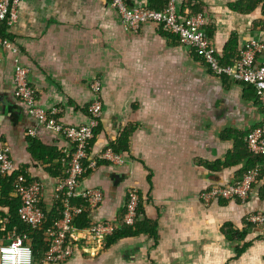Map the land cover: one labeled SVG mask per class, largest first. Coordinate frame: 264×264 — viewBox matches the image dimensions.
Wrapping results in <instances>:
<instances>
[{"label":"crops","instance_id":"1","mask_svg":"<svg viewBox=\"0 0 264 264\" xmlns=\"http://www.w3.org/2000/svg\"><path fill=\"white\" fill-rule=\"evenodd\" d=\"M244 1L176 2L181 20L201 14L205 28L213 29L208 40L219 58L233 39L240 53L252 40L264 42L258 25L261 5L248 14L242 13L244 6L233 8ZM126 2L161 10L166 0ZM5 34L9 46L0 44V151L7 150L13 172L21 170L30 183L39 184V208L52 210L71 146L35 129L25 115L14 95L15 64L28 68L37 103L57 109L66 125L88 122L90 85L100 82L103 112L85 162L96 160L121 136L126 150L119 154L125 162L96 161L81 178L74 203L84 205L85 191L101 190L103 201L83 214L90 224L116 225L125 212L127 191L135 188L138 222L156 224V238L142 232L112 245L107 237L97 240L85 228L77 229L69 238L73 255L63 264H264V227L247 228L252 213L264 212V179L246 201L205 205L199 198L202 191L235 183L248 172L245 139L263 121L250 85L213 76L197 54L160 27L126 30L106 0H24ZM31 130L34 138L28 135ZM30 141L44 163L30 157ZM9 197L16 200L13 192ZM6 214L0 208L2 225ZM225 224L248 231L249 247L239 257L235 243L222 232Z\"/></svg>","mask_w":264,"mask_h":264},{"label":"built area","instance_id":"2","mask_svg":"<svg viewBox=\"0 0 264 264\" xmlns=\"http://www.w3.org/2000/svg\"><path fill=\"white\" fill-rule=\"evenodd\" d=\"M24 0H0V28L14 25L18 19V9ZM120 18L122 26L129 31H139L141 27L152 25L160 27L169 35L175 36L187 48L197 54L210 73L218 78H228L250 85L256 92L257 101L263 109V121L246 137V145L252 155L260 157L264 162V42L250 41L242 50L240 61L232 67H223L219 64L217 53L210 45L204 31L205 20L197 14L181 20L177 11V0H167L161 10L143 6H130L126 0H106ZM0 44L9 46L6 39L0 38ZM3 60L0 58V65ZM28 68L15 64L14 66V95L24 108L25 115L42 130L60 136L70 143L71 151L67 160L65 178L60 183L56 199L63 205L61 219L57 220L46 232L50 242L49 249L44 254L42 262L46 264H63L73 255V246L69 238L77 234L74 226L75 219L87 209H95L103 201V194L99 189L85 191L82 194L84 205L72 204L77 198L81 177L88 168L94 167L96 161H106L113 165H122L123 156L107 148L97 155L96 160L84 166L88 158V147L94 138V133L102 117V102L99 97L100 82L93 81L90 85L93 98L88 105V122L79 126L63 124L57 117V109H43L36 101V94L28 79ZM34 138V130L28 132ZM264 164V163H263ZM261 165L251 169L243 178L232 184H216L199 194L205 205L219 201L241 200L246 201L256 182ZM14 171L8 158L6 149L0 151V175L9 176ZM13 195L19 203L17 216L19 221L31 230H38L43 223L44 213L39 208L41 188L38 183L32 182L23 185L18 181ZM139 203L138 190L130 188L127 191V201L123 223L132 226L137 219ZM248 222L255 227H264V212L252 213ZM115 224L109 221H99L85 230V233L94 239L101 240L111 236ZM8 243L0 245V264H33V252L28 237L10 235Z\"/></svg>","mask_w":264,"mask_h":264},{"label":"trees","instance_id":"3","mask_svg":"<svg viewBox=\"0 0 264 264\" xmlns=\"http://www.w3.org/2000/svg\"><path fill=\"white\" fill-rule=\"evenodd\" d=\"M260 5L262 11V21L258 25L261 27L259 31L264 33V0H245L244 2L237 3L235 6H233V8H240L244 6L245 11H243L242 13L248 14L251 11H254ZM7 29L8 28L5 25H2L0 28V38L2 40L6 38L5 33ZM204 31L208 35V38L210 39L213 34V29L211 27H206L204 28ZM240 57H241V53L237 51L236 40L233 39L226 47L223 55L218 58V61L219 64L223 67H232L233 65H236L240 61ZM124 137L125 136L119 137L116 141H114L110 145L111 146L110 148L114 152L122 153L123 151L126 150V144H124ZM29 147H30L29 149L30 157L36 160L38 163H44L45 162L43 161L44 157L43 156L38 157V146L33 141H30ZM247 158H248V165H247L248 172H250L251 169L254 168L255 166L261 165L255 182L256 184L261 179H264L263 159L252 155L250 151L247 152ZM83 165L86 166L87 165L86 162H83ZM87 172L88 171H86L85 174H87ZM85 174H83L82 177ZM18 181H21L23 185L30 184L29 180L27 179V176L21 170H17V172H13L9 176H0V208L7 210V214L1 216L2 219L4 218L6 220V222L3 225L0 224V240H2L5 244H7L8 241L6 240V238L9 237L10 235L25 234L28 237L29 242L31 243L33 259L36 261H40L50 246V242L45 236V232L50 227H52L57 220L61 219L63 212V205L59 199H56L54 206L50 212L46 213V211L40 209L44 213V220L42 226L38 230H31L29 227L22 224L18 219L17 216V209L19 207L18 201L9 197V194L13 192L14 187ZM74 200L75 199H72V204H75ZM140 207L141 206L139 199V203L137 207V219L135 220V223L132 226L125 225L123 223V216H122V219L118 222V224L115 225V229L112 235L107 237L108 245L114 244L116 241H118L121 238L128 236H136L142 232L148 233L151 237L156 238V224L154 222L148 220H144L141 223L138 222L140 210H141ZM91 225L92 224H90V222L88 221L87 216L84 214L79 215L74 222V226L78 230L79 229L84 230V228L87 229ZM248 226H251V223L247 225V228ZM222 232L225 234L226 238L229 241L235 243L234 249H235L236 257H239L249 247V243L245 241L248 236V231L246 229L241 231L239 229H235L231 224H225L224 227L222 228Z\"/></svg>","mask_w":264,"mask_h":264}]
</instances>
